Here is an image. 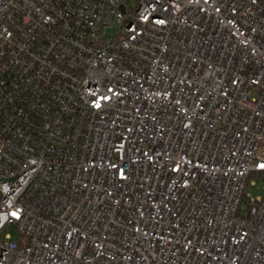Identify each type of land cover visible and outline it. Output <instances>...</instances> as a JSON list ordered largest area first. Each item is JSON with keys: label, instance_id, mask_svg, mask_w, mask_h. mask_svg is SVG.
Segmentation results:
<instances>
[{"label": "built area", "instance_id": "obj_1", "mask_svg": "<svg viewBox=\"0 0 264 264\" xmlns=\"http://www.w3.org/2000/svg\"><path fill=\"white\" fill-rule=\"evenodd\" d=\"M126 1L0 0V264H264V0Z\"/></svg>", "mask_w": 264, "mask_h": 264}, {"label": "rangeland", "instance_id": "obj_2", "mask_svg": "<svg viewBox=\"0 0 264 264\" xmlns=\"http://www.w3.org/2000/svg\"><path fill=\"white\" fill-rule=\"evenodd\" d=\"M126 3L128 6H134L136 0H127ZM244 194L253 198L262 197L264 195V179L251 177L245 185ZM10 232L14 234L13 230H10Z\"/></svg>", "mask_w": 264, "mask_h": 264}, {"label": "snow or ice", "instance_id": "obj_3", "mask_svg": "<svg viewBox=\"0 0 264 264\" xmlns=\"http://www.w3.org/2000/svg\"><path fill=\"white\" fill-rule=\"evenodd\" d=\"M261 167H264V165H261ZM13 215H16L15 213H13Z\"/></svg>", "mask_w": 264, "mask_h": 264}, {"label": "trees", "instance_id": "obj_4", "mask_svg": "<svg viewBox=\"0 0 264 264\" xmlns=\"http://www.w3.org/2000/svg\"><path fill=\"white\" fill-rule=\"evenodd\" d=\"M260 175H262V174H260Z\"/></svg>", "mask_w": 264, "mask_h": 264}]
</instances>
